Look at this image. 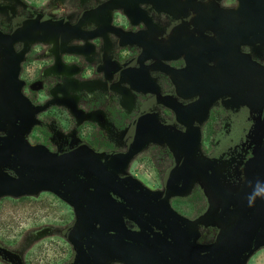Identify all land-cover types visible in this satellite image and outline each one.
Masks as SVG:
<instances>
[{"label":"flooded vegetation","instance_id":"obj_1","mask_svg":"<svg viewBox=\"0 0 264 264\" xmlns=\"http://www.w3.org/2000/svg\"><path fill=\"white\" fill-rule=\"evenodd\" d=\"M19 1L39 19L15 34L0 23V144L101 162L96 177H77L97 218L84 213L95 227L75 264H99L122 235L146 247L127 246L144 264H193L169 235L203 248L243 235L262 179L264 0H68L65 40L42 32L60 27L58 0ZM261 235L244 264L264 252Z\"/></svg>","mask_w":264,"mask_h":264},{"label":"water","instance_id":"obj_2","mask_svg":"<svg viewBox=\"0 0 264 264\" xmlns=\"http://www.w3.org/2000/svg\"><path fill=\"white\" fill-rule=\"evenodd\" d=\"M261 159L262 165L258 179H262L258 184V189L253 192L250 199V208L254 210V214L249 222L248 229L243 235H232L231 239L226 240L222 246L211 248L197 246L192 241L191 235H169L174 241L169 247L181 248L180 253L176 255L179 259L181 257L192 258L193 264H244L253 250L262 244L259 239L262 236L261 231L264 226V153ZM0 167L13 169L21 177L17 178L8 174L2 175L0 177V194L19 195L33 193L40 189H48L74 206L85 225V230L79 234L77 239L81 259L84 243L82 238L91 227H95V224L84 218V213H90L95 219L97 215L92 210L91 204L83 205L76 181L79 180L77 178L79 174L97 176L99 170L103 167L98 158L82 150H73L63 154L53 153L42 147L29 146L21 140L9 139L3 140V143L0 144ZM69 176H71V180L65 181ZM256 177L252 176L251 179H256ZM115 191L121 197L130 201V198L124 195L122 190L115 189ZM89 194L91 193L89 192ZM100 236L102 237V235ZM222 236L224 238V235ZM96 239H100L99 235H95L93 240ZM132 239L136 240L135 237L130 235H122L119 241L109 238L116 248L115 255L128 264H144L140 253L134 255L127 246L133 249L138 248L143 252L146 247L134 244ZM234 240L236 241L234 242ZM149 254L153 256L155 252L150 251ZM193 257L200 258V260L196 262ZM179 261L180 264H192L191 261ZM90 263L97 264L95 255L91 258Z\"/></svg>","mask_w":264,"mask_h":264},{"label":"rangeland","instance_id":"obj_3","mask_svg":"<svg viewBox=\"0 0 264 264\" xmlns=\"http://www.w3.org/2000/svg\"><path fill=\"white\" fill-rule=\"evenodd\" d=\"M58 1L61 5L51 9L50 18L60 27L56 31L42 32L47 36L55 33L56 39L65 40L64 25L58 17L62 16L68 0ZM98 1L97 9L128 7L138 2ZM117 1L121 3L117 4ZM36 19L39 17L24 8L19 0H0V23L11 25L9 29L14 34L30 30V24ZM5 174L21 178L15 171L0 167V177ZM84 230L85 225L74 206L52 190L40 189L19 195L0 194V264L78 263L77 239ZM98 259L99 264H128L115 253L98 254ZM252 263L263 264L264 252H260Z\"/></svg>","mask_w":264,"mask_h":264}]
</instances>
